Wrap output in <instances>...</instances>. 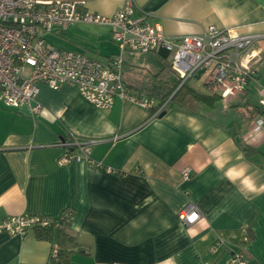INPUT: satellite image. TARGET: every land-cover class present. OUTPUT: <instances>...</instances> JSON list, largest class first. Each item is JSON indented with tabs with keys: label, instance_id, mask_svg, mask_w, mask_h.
Returning <instances> with one entry per match:
<instances>
[{
	"label": "crops",
	"instance_id": "0c3cea01",
	"mask_svg": "<svg viewBox=\"0 0 264 264\" xmlns=\"http://www.w3.org/2000/svg\"><path fill=\"white\" fill-rule=\"evenodd\" d=\"M124 1L85 0L102 15ZM135 3L170 36L199 33L210 23L264 34V0ZM64 30L69 44L86 55L99 50L107 58L119 49L108 25L78 22ZM108 43L115 48L106 50ZM254 45L261 52L256 78L264 85V37ZM256 85L252 80L244 96ZM38 86V113L0 101V220L22 213L56 217L72 206L65 230L77 245L69 264H229L240 247L249 264H264V110L256 130V117L248 118L235 103L220 110L225 100L196 111L174 103L155 115L157 101L147 107L116 98L100 108L75 83ZM71 134L98 139L90 155L102 165L87 159L61 163L66 149L56 142ZM244 144L256 150L248 153ZM186 167L189 177L182 173ZM188 202L201 212L192 224L178 218ZM51 249L35 228L25 236L0 231V264H52Z\"/></svg>",
	"mask_w": 264,
	"mask_h": 264
},
{
	"label": "built area",
	"instance_id": "2783aa9c",
	"mask_svg": "<svg viewBox=\"0 0 264 264\" xmlns=\"http://www.w3.org/2000/svg\"><path fill=\"white\" fill-rule=\"evenodd\" d=\"M78 22L108 25L110 37L118 51L105 61L82 52L55 46L45 34L54 28L66 29ZM264 34L240 33L214 23L199 33L170 36L151 12L139 8L135 0H125L111 15H102L86 7L85 0H0V101L8 106H27L32 113L40 112L37 99L39 82L52 88L63 83H75L81 94L100 108L111 107L116 98L153 107L155 101L144 92L131 89L124 81L125 50H168L170 66L181 77V84L202 70L208 71L206 86L223 98L243 93L255 80L259 104L264 109V85L256 78V63L261 58L255 42ZM199 77V78H200ZM166 102L159 106V114ZM263 118L258 116L253 129L261 128ZM99 140L71 134L56 143L65 147L61 163L87 159L97 165L102 162L91 158V148ZM108 171L112 168L107 167ZM184 177L191 169L182 171ZM74 215L68 206L56 217L22 213L0 220V231L25 236L38 225H67ZM201 216L194 203L188 202L178 211L184 224H192ZM59 247L52 245L51 257H58ZM113 264H123L114 262ZM229 264H249L244 247L234 249Z\"/></svg>",
	"mask_w": 264,
	"mask_h": 264
},
{
	"label": "trees",
	"instance_id": "16d2710c",
	"mask_svg": "<svg viewBox=\"0 0 264 264\" xmlns=\"http://www.w3.org/2000/svg\"><path fill=\"white\" fill-rule=\"evenodd\" d=\"M156 52L158 57L163 62V66L158 71L153 72L145 66L133 65L124 70L123 73L124 81L127 86L135 89H143L144 93L149 98L157 101V104L154 106L152 112L156 111L157 108L165 102L166 105L164 106V109L167 105L179 103L189 109H192L193 111H196L200 104L215 106L217 102L222 99V96L213 92H201L190 85L188 80L181 84V77L177 73L178 77L176 80H168L167 72L169 70L174 71V69L170 66L169 52L165 49H160ZM148 75H152L157 84L150 86V84L143 82V76ZM245 91L242 95H246L244 94ZM234 105L241 107L243 113L250 119L263 113L264 110L259 102L255 103L250 98H246V100L235 103ZM243 149L248 153L256 150L248 144H244ZM66 226L67 225L57 224V222L53 221L49 225H38L35 227L39 237L47 238L52 242V245L57 244L59 247L58 257H51L52 264H69L70 252L73 250L72 248L77 245L75 237L65 230Z\"/></svg>",
	"mask_w": 264,
	"mask_h": 264
},
{
	"label": "rangeland",
	"instance_id": "374dc122",
	"mask_svg": "<svg viewBox=\"0 0 264 264\" xmlns=\"http://www.w3.org/2000/svg\"><path fill=\"white\" fill-rule=\"evenodd\" d=\"M46 38L50 42H52V44H54L55 46L65 47L66 49H71V50H75V51L79 50L77 47H73L72 45H70V44H72V42L70 41L71 38H70L67 30L62 31V30L57 29V30L46 32ZM114 48L115 47L112 43H108L106 45L105 49L110 51V50H113ZM101 50H103V49H101ZM87 55H89L91 57H96V58L102 59V60L107 59L106 57H104L102 55V53L99 50L97 52L87 51ZM123 56L125 58L124 67L132 66V65H142V66L148 67L153 72H156L163 66V62L161 61V59L158 57V55L154 51L142 52V51L125 50L123 52ZM207 76H208V71H205V72H203V74L200 78H191L188 80V83L200 91H206V89H207L208 92L212 93V90L208 89L206 84H205V80H206ZM177 77L178 76H177L176 72H174L172 70H169L167 72L168 80L174 81V80H176ZM143 82L150 84V86L157 84V82L152 77V75L143 76ZM242 94L243 93H238L236 95H232L231 98H230V96L226 97V98L222 97L221 100H225V101H222V102L220 101L219 109L222 110L223 107L225 106V104L227 106H229L230 104H234V103L244 101V100H246V98H250L254 102L258 101V89L257 90L255 89L254 92L249 94L247 97L242 95ZM217 113L221 115L220 112H217ZM215 116H216V114H215Z\"/></svg>",
	"mask_w": 264,
	"mask_h": 264
},
{
	"label": "water",
	"instance_id": "95a60500",
	"mask_svg": "<svg viewBox=\"0 0 264 264\" xmlns=\"http://www.w3.org/2000/svg\"><path fill=\"white\" fill-rule=\"evenodd\" d=\"M201 72H202V70H200V71L195 75V77H196V78H199ZM164 113H165V110H162V111L159 113V115H163Z\"/></svg>",
	"mask_w": 264,
	"mask_h": 264
}]
</instances>
